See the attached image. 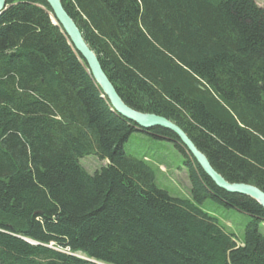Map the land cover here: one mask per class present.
<instances>
[{
  "label": "trees",
  "instance_id": "trees-1",
  "mask_svg": "<svg viewBox=\"0 0 264 264\" xmlns=\"http://www.w3.org/2000/svg\"><path fill=\"white\" fill-rule=\"evenodd\" d=\"M122 100L177 124L229 182L264 191V7L256 0H61ZM0 13V264H264V209L219 188L171 131L117 113L45 0ZM132 132L182 154L160 187ZM106 160L93 173L80 159ZM157 163V164H156ZM179 166V167H182ZM249 216L239 235L201 205Z\"/></svg>",
  "mask_w": 264,
  "mask_h": 264
},
{
  "label": "water",
  "instance_id": "water-1",
  "mask_svg": "<svg viewBox=\"0 0 264 264\" xmlns=\"http://www.w3.org/2000/svg\"><path fill=\"white\" fill-rule=\"evenodd\" d=\"M51 9L54 23H57L68 37L76 52L83 58L94 81L106 96L109 104L117 113L133 121L139 128L149 129L159 126L176 135L182 147L190 154L204 173L216 186L229 193L246 195L257 201L264 209V191L259 187L248 184L227 181L217 172L209 162L206 155L200 151L189 136L177 124L171 120L154 113L141 112L128 106L116 91L114 85L105 74L95 52L88 46L81 31L65 10L61 0H45ZM6 8L5 0H0V13Z\"/></svg>",
  "mask_w": 264,
  "mask_h": 264
},
{
  "label": "rangeland",
  "instance_id": "rangeland-1",
  "mask_svg": "<svg viewBox=\"0 0 264 264\" xmlns=\"http://www.w3.org/2000/svg\"><path fill=\"white\" fill-rule=\"evenodd\" d=\"M256 2L264 7V0H256ZM123 148L136 156L145 154L151 161L161 163L160 171H157L155 178L160 187L166 188L171 194H189L191 185L187 169L181 165L182 154L172 144L150 135L132 132L125 141ZM80 163L87 172L93 173L101 166L106 165L107 161L100 160L95 155H88L80 159ZM201 206L219 217L239 235L243 233L244 226L249 220L248 215L234 208L226 207L210 197L206 198ZM261 230L264 234V226Z\"/></svg>",
  "mask_w": 264,
  "mask_h": 264
},
{
  "label": "bare ground",
  "instance_id": "bare-ground-1",
  "mask_svg": "<svg viewBox=\"0 0 264 264\" xmlns=\"http://www.w3.org/2000/svg\"><path fill=\"white\" fill-rule=\"evenodd\" d=\"M68 38V37H67Z\"/></svg>",
  "mask_w": 264,
  "mask_h": 264
}]
</instances>
